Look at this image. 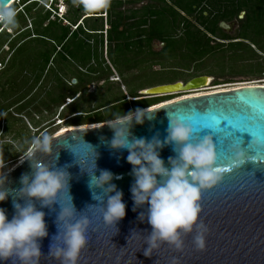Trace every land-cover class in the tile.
Instances as JSON below:
<instances>
[{
  "label": "water",
  "instance_id": "water-1",
  "mask_svg": "<svg viewBox=\"0 0 264 264\" xmlns=\"http://www.w3.org/2000/svg\"><path fill=\"white\" fill-rule=\"evenodd\" d=\"M14 1L7 0L10 5ZM221 27L226 28L224 23ZM207 80L210 83L212 79L196 77L185 84L177 82L159 85L145 89L139 95L155 97L196 90L204 87ZM72 83L75 84L76 80H72ZM146 109L153 111V119L145 120L142 125H135L131 129L132 135L137 138L144 137L147 140L158 134V138L163 141L168 125L166 112L186 119L195 129L196 125L224 116L227 121L222 120L210 129L201 128L200 132L201 136L212 135L217 164L222 169L227 168L233 155L229 150L232 142L241 144L247 156L255 157L256 162L246 160L241 168L222 171L219 181L201 192L199 219L207 228L203 250L195 249L192 243L193 232L183 237L182 250L176 251L167 244H161L152 256L145 257L143 235L151 229L146 220L141 222L138 219L144 209L136 208L133 211L129 191L133 177L131 166L125 160L127 152L114 151L107 146V141L113 135L105 124L108 121L51 135V155L38 158L58 168L68 165L69 194L77 212H80L77 218L83 215L90 221L86 244L80 251L77 264H172L173 259L176 264H264V86H242L189 96ZM57 152L59 157L55 162ZM159 154L167 166V158L174 156L172 145L163 147ZM94 159L95 174L99 175L101 169L112 172V183L123 193L125 216L117 222L118 232L115 235V229L104 224L100 211L86 207L96 201L92 200L87 186L88 174L81 169L90 172ZM24 173H30L26 160L17 163L7 172L6 186L18 189L19 178ZM116 176L120 178L115 179ZM66 196V192H61L57 199L62 200ZM0 208L11 219L14 213L11 197L0 202ZM37 208L45 213L48 232V236L39 242L40 264H59L47 257L51 238L57 233L55 217L59 206L54 204L53 211L40 209L38 204ZM133 231L137 233L132 234Z\"/></svg>",
  "mask_w": 264,
  "mask_h": 264
},
{
  "label": "clouds",
  "instance_id": "clouds-1",
  "mask_svg": "<svg viewBox=\"0 0 264 264\" xmlns=\"http://www.w3.org/2000/svg\"><path fill=\"white\" fill-rule=\"evenodd\" d=\"M73 3L82 5L83 0H73ZM15 16L16 11L7 0H0V23L15 27ZM152 113L146 108H136L113 114L105 123L113 133L107 146L114 151L127 152L125 160L131 166L133 177L129 189L133 211L144 209L138 219L141 222L146 220L151 229L143 235L146 245L143 255L152 256L161 244L180 251L183 237L193 232L195 249L203 250L207 228L199 219L200 194L215 185L221 173L212 135L201 136L202 129L197 130L186 119L166 112L168 125L163 141L158 134L147 140L133 136L131 129L153 119ZM222 120L227 121V117ZM222 120H218L217 124ZM52 140L49 134L41 132L18 146V163L26 160L30 169V173L21 174L18 189L6 186L7 172L11 169L4 170L5 164L0 158V170H4L0 171V202L11 197L14 209L9 219L6 211L0 208V264H40L39 242L48 236V232L45 213L37 208V204L40 209L48 208L50 211L54 210V204L59 206L55 217L57 233L51 238L48 258L59 264H77L80 251L86 244L90 221L83 215L77 218L80 212H77L69 194L68 165L58 168L38 158L51 155ZM167 145H172L174 156L167 158L166 166L159 152ZM229 150L233 155L225 170L241 168L246 160L256 162L255 157L247 156L241 144L232 142ZM58 157L59 152L55 155V162ZM95 169V159L90 172L81 169L88 174L87 186L92 200L96 201L86 207L100 211L104 224L112 226L115 235L118 232L117 222L125 216L123 193L112 183V172L101 169L96 175ZM61 192H66L67 196L58 200ZM172 264H176L175 259Z\"/></svg>",
  "mask_w": 264,
  "mask_h": 264
},
{
  "label": "trees",
  "instance_id": "trees-1",
  "mask_svg": "<svg viewBox=\"0 0 264 264\" xmlns=\"http://www.w3.org/2000/svg\"><path fill=\"white\" fill-rule=\"evenodd\" d=\"M204 1L211 5V10L202 8ZM88 2L89 0H83L82 5L76 6L74 13L84 11ZM109 2L104 12L95 13L97 17H86L81 20L82 26L75 25L76 21H70L69 26L72 24L76 26L74 30H71V26L58 25L49 21L50 12H43V7L37 0H18V4H13L16 11L15 27L0 23V48L8 40L9 49L12 52L4 69L0 70V106H2L0 117L10 105L11 100L19 106L16 112L18 114L23 113L30 106L36 112H40L41 109H54L62 106L66 98L71 102L64 105L62 110L67 108L72 114L81 113L78 100L82 97V92H85L86 85L93 81L90 75L98 74L96 79H108L106 73L89 64L90 59L96 56V49L89 44L91 40L96 44L99 43L100 46H103L104 41L113 46L114 53L110 59L117 68L121 64H127L124 63L122 56L124 52L134 53L136 58L143 52L155 57L152 48L155 41L163 44L159 54L169 56L180 53L188 61L195 62L212 52L214 46L220 45L212 44L215 41L216 32L221 31L219 22L232 20L239 12L244 11L246 16L241 22L237 36L231 37L221 33L220 40L239 39L240 41L230 42L229 46L251 50L244 42L249 41L250 44L257 45L260 51L263 50L260 44L264 42V0H110ZM139 4L137 8L135 5ZM127 5L134 6L126 10ZM103 17L108 25L105 32L102 25L96 22V20L102 21ZM28 18L31 19L32 34L28 30ZM46 21L48 24L43 26ZM193 22L204 29L196 28ZM180 27H182L181 33L177 35ZM104 34L105 38H103ZM37 44H43L45 48L36 54L32 46ZM46 45L51 46L52 52ZM179 50L181 52H177ZM157 58L159 57L152 59L158 60ZM146 59L143 58L141 61L144 62ZM73 67L77 72L73 77L76 83L72 84L65 79L60 91L51 94L47 101L39 105L41 109L34 108L37 101L29 100L28 95L42 75L53 71L59 76L61 72L65 73V70ZM76 94L78 96L74 98ZM131 95L134 98L132 110L151 107L159 100H153L157 97L141 98V95L136 93ZM127 103L124 97L115 98L112 103L99 107L106 110L104 115L97 111L99 108H96L94 121L91 122L109 121L113 114L130 111L127 107L123 108ZM84 113L88 117L86 119L91 118L90 111H84ZM79 116L81 114L74 117ZM69 119L58 120L64 123Z\"/></svg>",
  "mask_w": 264,
  "mask_h": 264
},
{
  "label": "rangeland",
  "instance_id": "rangeland-1",
  "mask_svg": "<svg viewBox=\"0 0 264 264\" xmlns=\"http://www.w3.org/2000/svg\"><path fill=\"white\" fill-rule=\"evenodd\" d=\"M109 1L110 0H106L105 3L103 0L102 6H98L97 0H89L85 10L80 11L77 14L74 13L77 5L74 4L73 1H70V3H65V13L62 19L54 16L50 12L49 21L64 26H69L70 21H76L75 25H77L86 17H97L98 15L95 13L104 12V8L110 3ZM13 4H18V1H15ZM13 4L12 7L14 6ZM131 6L134 5H127L126 10H130V8H132ZM135 6L138 8L140 4ZM203 7L207 10L212 9L211 5L206 1L202 4V8ZM43 12H45L44 8ZM245 16V12L241 11L232 20L225 22L220 21L219 27L221 28V31L216 32V38L213 37L215 38V41L212 43L220 45L214 46L212 52H209V54L204 55L200 60L195 62L188 61V59L182 56L183 54L180 55V53L171 54L169 56L159 54L162 44L155 41L152 44V48L155 57H159L157 58L158 60H153L152 58L155 57H152V55L148 56L146 52L140 54V56L137 57L138 59L134 57V53L124 52L122 56L124 63L127 64H121L119 68H117L110 59V56L114 53L112 51L113 46L105 41L103 42V46H100L99 43L96 44L95 41L91 40L89 44L93 49H96V56L90 59L89 64L94 66L95 69L106 73L108 79H96L99 76L98 74L95 76L90 75V77L93 78V81L86 85L85 92H82V97L78 100L79 111H81V113L75 114H81V116L76 118L71 117L74 114L71 113L70 109L66 108L62 110V107L67 103V98L64 99L65 104L63 103L62 106L54 109L42 110L39 106L42 105V102L47 101L51 94H56L60 91L59 89L62 84H64L65 79L71 82L72 80H75L73 77L77 72L74 67L65 70V73L61 72L59 76L55 75L53 71H48V73L43 74L40 81L34 85L33 90L28 95V99H34L37 101H35L34 108L41 109L40 112L34 111L30 106L23 111L24 114H18L16 112L19 109V106L11 100L10 105L7 106L0 117V158H2L5 164L4 170L11 169L18 163V146L25 139L39 135L41 132H45L51 136L60 126L79 127L92 123L91 121H94V112L99 111V113L104 115L103 113H105L106 110H104V108L100 109L99 107L112 103L115 98L118 99L124 97L128 103L123 108L127 107L129 110H132V100L134 98L131 97V94H139L145 89L159 85L173 84L177 82L185 84L187 81L196 77H210L212 79L207 86L202 88L204 91L226 89L245 83L264 85V42L260 44V47L263 48L262 52L258 49L257 45H252L249 41L244 42L251 48V50L247 48L237 49L236 47L229 46L230 42L240 41L239 39L220 40L221 33L236 37L239 28L241 27V22L244 20ZM94 19L96 20L97 18ZM102 19V21L96 20V22H98V25H102L103 32H105V30L108 29V25L105 18L103 17ZM30 21L31 19L28 18V30H30V34H32L33 27L31 26ZM82 23L84 24V21H82ZM193 23L196 28H199L200 30L204 29L195 22ZM223 23L226 28L221 27ZM47 24L48 21H46L43 26ZM75 25L72 24L70 25L71 27L69 26L71 30L75 29ZM80 25L82 26V24ZM181 28L182 27L179 28L177 35H180ZM57 31L58 30H56V33H58ZM103 36V38H105V34ZM208 36H210V34ZM31 37L33 36L31 35ZM8 42L9 41L7 40L0 48V62H2L0 70L4 69L7 60L12 53L9 49ZM44 48L45 46L43 44L32 46V49L36 54L38 51L44 50ZM47 49L51 51V46L48 45ZM177 52L181 51L179 50ZM143 58L147 59L143 62L141 61ZM184 93L185 92H180L172 96H181L184 95ZM77 96L78 94H76L74 98ZM155 97H157V99L153 100H161L162 98H165L161 96ZM141 98L148 97L141 95ZM135 99L140 100L139 98ZM96 108H99V110L96 111ZM84 111H90V119H86L88 117H86ZM70 117L71 119L64 122L62 125H58V119ZM28 146L30 147V145Z\"/></svg>",
  "mask_w": 264,
  "mask_h": 264
},
{
  "label": "bare ground",
  "instance_id": "bare-ground-1",
  "mask_svg": "<svg viewBox=\"0 0 264 264\" xmlns=\"http://www.w3.org/2000/svg\"><path fill=\"white\" fill-rule=\"evenodd\" d=\"M16 1V0H15ZM15 1L13 3H15ZM12 3V4H13ZM11 4V6H12ZM209 84V80L206 81V84L205 86H207ZM257 84H239V85H235L231 88H226V89H219V90H213V91H204L202 88L200 89H196V90H190V91H180V92H185L184 95H181L177 98H175L174 100H178V99H181V98H186V97H189V96H200V95H203V94H209V93H213V92H220V91H227V90H231L233 88H238V87H242V86H256ZM264 86V85H262ZM176 91V90H175ZM179 92V91H178ZM178 92H173V93H178ZM189 92V93H188ZM63 122H58V125H62ZM93 123H89V124H86L85 126H88V127H92ZM71 128H76V126H60L57 131L54 132V134H60V133H63L65 132L66 130H69Z\"/></svg>",
  "mask_w": 264,
  "mask_h": 264
},
{
  "label": "built area",
  "instance_id": "built-area-1",
  "mask_svg": "<svg viewBox=\"0 0 264 264\" xmlns=\"http://www.w3.org/2000/svg\"><path fill=\"white\" fill-rule=\"evenodd\" d=\"M68 1H73V0H37L39 5H41L45 11L51 12L54 16H57L60 19L63 18V15L65 13L64 6H65V3H67ZM1 65L2 64H0V66ZM70 101L71 100H67V103H70ZM74 116H77V114H74L71 117H74ZM58 122H61V121L58 120Z\"/></svg>",
  "mask_w": 264,
  "mask_h": 264
},
{
  "label": "snow or ice",
  "instance_id": "snow-or-ice-1",
  "mask_svg": "<svg viewBox=\"0 0 264 264\" xmlns=\"http://www.w3.org/2000/svg\"><path fill=\"white\" fill-rule=\"evenodd\" d=\"M102 4H103V0H97V5L98 6H102ZM222 119H224V116H219V117H217V118H215V119H212V120H210V121H205V122H203L202 124H200V125H196V129L197 130H200L201 128H212V127H214V126H216V125H218L217 124V121L218 120H222ZM221 170V172L222 171H226L225 169H220Z\"/></svg>",
  "mask_w": 264,
  "mask_h": 264
},
{
  "label": "flooded vegetation",
  "instance_id": "flooded-vegetation-1",
  "mask_svg": "<svg viewBox=\"0 0 264 264\" xmlns=\"http://www.w3.org/2000/svg\"><path fill=\"white\" fill-rule=\"evenodd\" d=\"M180 93V92H178ZM176 93H171V94H166V95H161V97H165V98H162L161 100H158L156 103H154V105H152L151 107L153 106H157L159 104H162V103H165V102H171V101H174L175 98L179 97V96H172ZM150 108V107H148Z\"/></svg>",
  "mask_w": 264,
  "mask_h": 264
},
{
  "label": "crops",
  "instance_id": "crops-1",
  "mask_svg": "<svg viewBox=\"0 0 264 264\" xmlns=\"http://www.w3.org/2000/svg\"><path fill=\"white\" fill-rule=\"evenodd\" d=\"M68 104V103H67Z\"/></svg>",
  "mask_w": 264,
  "mask_h": 264
}]
</instances>
